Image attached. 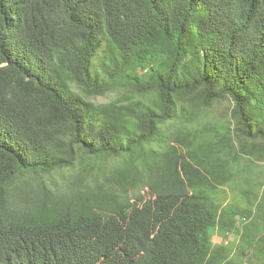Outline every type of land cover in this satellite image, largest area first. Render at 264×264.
I'll return each instance as SVG.
<instances>
[{
  "label": "trees",
  "instance_id": "16d2710c",
  "mask_svg": "<svg viewBox=\"0 0 264 264\" xmlns=\"http://www.w3.org/2000/svg\"><path fill=\"white\" fill-rule=\"evenodd\" d=\"M262 162L264 0H0V264H264Z\"/></svg>",
  "mask_w": 264,
  "mask_h": 264
},
{
  "label": "rangeland",
  "instance_id": "374dc122",
  "mask_svg": "<svg viewBox=\"0 0 264 264\" xmlns=\"http://www.w3.org/2000/svg\"><path fill=\"white\" fill-rule=\"evenodd\" d=\"M106 99L104 98L103 100H106ZM229 107H230V104L228 103V101L221 102V103L217 104L216 107L211 111L210 116L220 117V116L226 114ZM252 177L255 178V184H261V181L264 182V162H262L260 164V167L257 169V171L255 172V174ZM232 237H233V235L230 234L229 238H232ZM215 242L220 243V242H222V240L216 236ZM228 242L229 241H227L226 243H228Z\"/></svg>",
  "mask_w": 264,
  "mask_h": 264
},
{
  "label": "clouds",
  "instance_id": "9594fccd",
  "mask_svg": "<svg viewBox=\"0 0 264 264\" xmlns=\"http://www.w3.org/2000/svg\"><path fill=\"white\" fill-rule=\"evenodd\" d=\"M234 236V238H228L227 240L223 241V244H227V241H233L234 239H236V235L232 234Z\"/></svg>",
  "mask_w": 264,
  "mask_h": 264
}]
</instances>
